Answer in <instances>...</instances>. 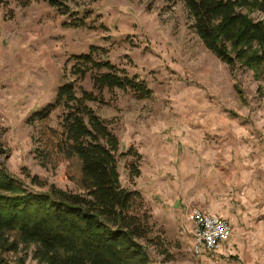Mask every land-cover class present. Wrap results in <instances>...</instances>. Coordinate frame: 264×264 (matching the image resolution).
I'll list each match as a JSON object with an SVG mask.
<instances>
[{
  "label": "rangeland",
  "instance_id": "374dc122",
  "mask_svg": "<svg viewBox=\"0 0 264 264\" xmlns=\"http://www.w3.org/2000/svg\"><path fill=\"white\" fill-rule=\"evenodd\" d=\"M75 5L83 11L80 18L44 3L23 7L18 0H0V131L6 151L0 162L6 171L34 193L50 187L74 191L65 164L53 168L37 160L34 130L26 121L75 79L68 71L74 57L103 49L95 59L108 60L151 91L146 99L104 91L100 102L89 103L118 139L121 185L139 192L151 215L157 245L149 249L150 264H264V85L258 90L252 72L230 73L206 50L180 0ZM74 19L84 26H73ZM80 88L93 92L89 76ZM60 115L51 113L54 127ZM194 208L248 220L231 222L238 239L221 254L195 257L187 219ZM32 251L21 247L18 256L39 264ZM3 259L11 262L14 254Z\"/></svg>",
  "mask_w": 264,
  "mask_h": 264
},
{
  "label": "trees",
  "instance_id": "16d2710c",
  "mask_svg": "<svg viewBox=\"0 0 264 264\" xmlns=\"http://www.w3.org/2000/svg\"><path fill=\"white\" fill-rule=\"evenodd\" d=\"M18 1L23 7L44 3L63 16L83 14L77 5L74 10V0ZM180 1L206 50L230 73L252 72L261 90L264 0ZM73 22L84 26L81 19ZM99 51L105 53L90 48L88 54L74 57L68 71L75 79L59 87L54 101L26 121L34 130L37 160L53 168L65 164L74 191L50 187L47 193H34L0 162V264H25L18 256L21 247L33 248L32 257L39 264H150L149 249L157 245L151 215L140 193L121 185L118 139L89 103L100 102L104 91L131 92L136 99L149 98L151 91L136 76L95 59ZM87 76L93 92L80 88ZM54 110L61 111L57 127L52 125ZM1 140L0 131V159L6 156ZM36 180L30 178L32 183ZM9 253L14 254L11 262L3 259Z\"/></svg>",
  "mask_w": 264,
  "mask_h": 264
},
{
  "label": "built area",
  "instance_id": "2783aa9c",
  "mask_svg": "<svg viewBox=\"0 0 264 264\" xmlns=\"http://www.w3.org/2000/svg\"><path fill=\"white\" fill-rule=\"evenodd\" d=\"M187 219L192 222V252L195 257L215 255L233 236L229 222L215 214L191 209Z\"/></svg>",
  "mask_w": 264,
  "mask_h": 264
},
{
  "label": "crops",
  "instance_id": "0c3cea01",
  "mask_svg": "<svg viewBox=\"0 0 264 264\" xmlns=\"http://www.w3.org/2000/svg\"><path fill=\"white\" fill-rule=\"evenodd\" d=\"M252 173H251V184H252ZM242 202H244L245 203V206H247L246 204H248V200H246V199H243L242 200ZM209 213V212H208ZM212 214V213H211ZM240 213H238L237 215H231L230 214V221L228 220V219H226L225 217H223V216H219V217H221V218H223V219H225V220H227L228 222H229V224L231 225V227H232V229H233V236H232V238L231 239H233L234 238V235H235V226H234V221H235V219H237V217H238V220H241V222L242 221H247L248 220V218L246 217V216H240ZM228 218V217H227ZM231 222H233L234 224L232 225L231 224ZM234 226V227H233ZM237 227V226H236ZM244 229H246V230H250V229H248L247 228V226H244V227H242V230H244ZM251 231H249V233H250ZM231 239L229 240V242L231 241ZM235 240H237L238 238H234ZM228 242V243H229ZM228 243L226 244V245H228ZM224 249H225V247L223 246L220 250H219V252L217 253V254H221V252H223L224 251ZM216 255V254H215ZM214 256V255H213Z\"/></svg>",
  "mask_w": 264,
  "mask_h": 264
}]
</instances>
